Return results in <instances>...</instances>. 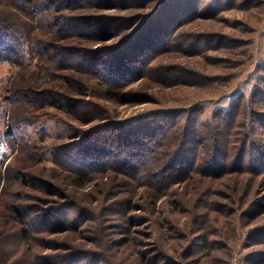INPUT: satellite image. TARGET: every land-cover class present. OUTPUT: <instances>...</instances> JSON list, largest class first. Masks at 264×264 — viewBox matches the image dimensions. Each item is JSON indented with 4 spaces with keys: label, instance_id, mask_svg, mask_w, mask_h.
<instances>
[{
    "label": "rangeland",
    "instance_id": "rangeland-1",
    "mask_svg": "<svg viewBox=\"0 0 264 264\" xmlns=\"http://www.w3.org/2000/svg\"><path fill=\"white\" fill-rule=\"evenodd\" d=\"M67 1L0 63V264H264V0Z\"/></svg>",
    "mask_w": 264,
    "mask_h": 264
},
{
    "label": "trees",
    "instance_id": "trees-1",
    "mask_svg": "<svg viewBox=\"0 0 264 264\" xmlns=\"http://www.w3.org/2000/svg\"><path fill=\"white\" fill-rule=\"evenodd\" d=\"M75 0L67 1L66 7H72L75 5ZM42 4V0H0V63L1 62H9L12 64H16L17 60L23 58V51L21 48L24 46L25 41H33L36 44H44V41L41 40L37 35L32 36L29 29L26 26H34L35 24V10L34 8L38 5ZM51 6L52 4H47V6ZM26 28V29H25ZM68 30V29H67ZM66 33L63 30L58 31L57 39H63L62 35ZM73 34H69L67 38L71 37ZM80 35H84L81 33ZM66 37V36H65ZM64 46L60 47L58 52H60V57L66 61L70 56V54L66 51ZM49 50H45L44 52H39V57H45L49 55ZM57 52V53H58ZM47 54V55H46ZM48 58V57H47ZM71 58V57H70ZM62 60V61H63ZM94 67V66H93ZM70 78L65 77V80L68 82L66 87L72 86ZM12 90V96H14V100H21L27 103H34L36 108L39 107H57L61 110L66 111H74L75 110V101L68 98L65 92H54V91H39L35 89L34 86L29 85H17L16 88L10 89ZM15 122V121H14ZM17 124L14 123V126ZM17 127V126H16ZM195 131V130H194ZM187 131L186 137L187 140L191 138H195L198 132ZM223 138H215L216 145L213 153V158L207 160V162L211 164L215 163L216 167L221 168L220 163L217 162V156L228 147V142L230 141L227 138L226 142H223ZM218 141V142H217ZM248 140H244L243 147L240 149L241 153L238 154V161L243 159V150L247 147ZM94 164V162H92ZM1 185V178H0ZM8 210L13 212L15 211V207L11 205L8 206ZM26 232V230H24ZM27 235V234H26Z\"/></svg>",
    "mask_w": 264,
    "mask_h": 264
}]
</instances>
